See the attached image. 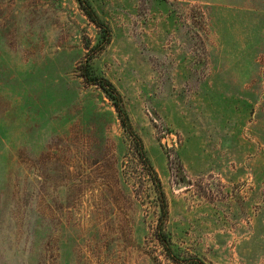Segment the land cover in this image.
Here are the masks:
<instances>
[{
	"label": "rangeland",
	"instance_id": "374dc122",
	"mask_svg": "<svg viewBox=\"0 0 264 264\" xmlns=\"http://www.w3.org/2000/svg\"><path fill=\"white\" fill-rule=\"evenodd\" d=\"M88 1L0 0V264H264V0Z\"/></svg>",
	"mask_w": 264,
	"mask_h": 264
},
{
	"label": "trees",
	"instance_id": "16d2710c",
	"mask_svg": "<svg viewBox=\"0 0 264 264\" xmlns=\"http://www.w3.org/2000/svg\"><path fill=\"white\" fill-rule=\"evenodd\" d=\"M81 10L84 12V14L87 16V18L95 25V27L98 29L100 36L99 39L95 45V47L99 49H103L104 46L109 42L110 40V27L109 25L100 18V16L97 14L95 9L92 7L90 2L88 0H77ZM90 60L91 58H87V60L84 59L83 64V70H82V76L84 77L85 81L99 86L113 101V106L117 112L118 118L120 120L122 128L131 136L133 143L142 157V159L146 162L150 169L152 182L155 185L158 197L161 201V210L163 213L166 212V204L164 202V196L163 192L161 190L158 178L154 172V170L151 168L148 158L146 157V152L143 148L142 141L140 137L137 135V133L133 130L132 125L130 123L128 114L126 110L124 109L122 97L116 87L106 78L96 75L91 70L90 66ZM160 231L161 235L158 236L159 241L162 243L163 247L165 249L169 250V241L167 236L164 234L163 230L161 229L160 225ZM177 259V258H175ZM177 261V260H175ZM178 262V261H177ZM196 264V263H195ZM197 264H202L201 262Z\"/></svg>",
	"mask_w": 264,
	"mask_h": 264
}]
</instances>
